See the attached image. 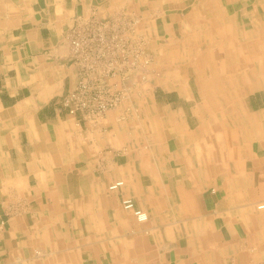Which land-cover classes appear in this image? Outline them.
I'll return each mask as SVG.
<instances>
[{
	"label": "crops",
	"instance_id": "obj_1",
	"mask_svg": "<svg viewBox=\"0 0 264 264\" xmlns=\"http://www.w3.org/2000/svg\"><path fill=\"white\" fill-rule=\"evenodd\" d=\"M93 9L141 16L155 54L98 123L62 104ZM260 205L264 0H0V264H264Z\"/></svg>",
	"mask_w": 264,
	"mask_h": 264
},
{
	"label": "built area",
	"instance_id": "obj_2",
	"mask_svg": "<svg viewBox=\"0 0 264 264\" xmlns=\"http://www.w3.org/2000/svg\"><path fill=\"white\" fill-rule=\"evenodd\" d=\"M142 20L126 11L104 16L96 9L75 18L65 32L76 76L62 102L69 114L98 123L110 110L128 102L136 86L149 81L154 52ZM123 186L124 181L118 180L109 189L120 191ZM122 205L139 222L149 220L148 212L137 207L132 197L123 195Z\"/></svg>",
	"mask_w": 264,
	"mask_h": 264
},
{
	"label": "rangeland",
	"instance_id": "obj_3",
	"mask_svg": "<svg viewBox=\"0 0 264 264\" xmlns=\"http://www.w3.org/2000/svg\"><path fill=\"white\" fill-rule=\"evenodd\" d=\"M150 29V31H152L151 30V28H149ZM157 36H158V34H156ZM156 41H157V45H156V67L158 68V65L160 64V63H162V64H164L165 62H162V61H160L159 62V60H158V57H157V55L159 56V54H161V51H163V49H165L164 48V40H162V39H157L156 38ZM149 46H150V48H151V38H150V40H149ZM152 46H153V44H152ZM154 47V46H153ZM158 60V61H157ZM154 65H155V54H154V64H153V66H152V72H151V75L149 76V81H144V82H141L140 83V85H138V86H140V90L141 91H139V92H133L132 94H131V97L127 100L128 102H134V100H135V102H136V100H139V99H143V97L142 96H144V98L146 97V96H148V91H145L149 86H151V84H149L150 83V81L151 80H153V77H154V75H155V71H154ZM160 67V66H159ZM157 73V72H156ZM158 74L159 73H157V75H156V77L158 76ZM153 83V82H152ZM138 86H136V87H138ZM135 87V88H136ZM146 88V89H143V88ZM128 102H125L124 104H126V103H128ZM123 104V105H124ZM125 111H128V110H125Z\"/></svg>",
	"mask_w": 264,
	"mask_h": 264
},
{
	"label": "bare ground",
	"instance_id": "obj_4",
	"mask_svg": "<svg viewBox=\"0 0 264 264\" xmlns=\"http://www.w3.org/2000/svg\"><path fill=\"white\" fill-rule=\"evenodd\" d=\"M186 31V30H185ZM229 47H232V46H229ZM219 49H221L220 47H219ZM236 49V48H235ZM218 50V49H217ZM238 50V49H237ZM218 53V52H217ZM208 55V54H207ZM210 57V56H209ZM215 59V58H214ZM260 61V60H259ZM219 64V63H218ZM216 65V64H215ZM208 66V65H207ZM206 67V66H205ZM220 69V68H219ZM246 69V68H245ZM258 70V69H257ZM260 71V70H259ZM261 72H262V70H261ZM259 76V75H258ZM261 77V76H260ZM259 77V78H260ZM231 86V85H230ZM247 95V94H246ZM245 95V96H246ZM143 97V96H142ZM203 106V105H202ZM156 110V109H155ZM196 110V109H195ZM243 114V113H242ZM177 118H179L178 116H176ZM232 118V117H231ZM238 118V117H237ZM182 120V119H181ZM198 124V123H197ZM231 124V123H230ZM173 126V125H172ZM182 127V126H181ZM177 128V127H176ZM242 133V132H241ZM244 133V132H243ZM242 133V134H243ZM176 135V134H175ZM180 135V134H179ZM184 135V134H183ZM186 137V136H185ZM199 140V139H198ZM259 140V139H258ZM221 141V140H220ZM211 143V142H210ZM211 145V144H210ZM261 145V144H260ZM213 146V145H212ZM208 147H209V145H208ZM262 147V146H261ZM209 149V148H208ZM214 149V148H213ZM197 150V149H196ZM223 150V149H222ZM209 151V150H208ZM208 153H210V152H208ZM222 154V153H221ZM222 156V155H221ZM248 164V163H247Z\"/></svg>",
	"mask_w": 264,
	"mask_h": 264
}]
</instances>
